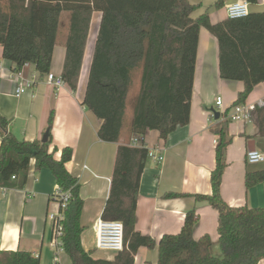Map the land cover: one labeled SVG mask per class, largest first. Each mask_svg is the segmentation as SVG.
Wrapping results in <instances>:
<instances>
[{"label":"trees","instance_id":"trees-1","mask_svg":"<svg viewBox=\"0 0 264 264\" xmlns=\"http://www.w3.org/2000/svg\"><path fill=\"white\" fill-rule=\"evenodd\" d=\"M217 0L216 6H224ZM250 4L257 0H247ZM198 6L189 0H0V46L16 74L33 64L41 75L51 72L53 55L64 13H69L64 82L76 92L95 13H101L93 62L83 106L102 121L99 139L120 143L131 107L130 136L157 131L166 142L171 133L190 123L200 30L205 27L219 43V71L222 79L240 81L245 90L235 105L246 104L251 92L264 83V11L241 18H227L214 24L208 12L194 19ZM133 102L130 106V100ZM264 102V101H263ZM234 105V106H235ZM231 110V109H230ZM228 110L213 128L216 137V167L210 194L171 193L167 198L193 196L208 202L218 212V249L208 235L193 236L199 223L196 209L189 210L178 234L165 235L158 244V264H258L264 259V208H234L221 195L227 166L226 150L233 142L229 134ZM219 117V118H220ZM259 135L264 137V106L257 109ZM54 114L48 122V143L18 140L9 130L10 122L0 114V187L22 189L29 169H48L62 191L71 199L61 211L64 232L62 247L72 264H135L141 247L155 249L157 242L137 230L140 184L149 160L145 146L120 145L102 214L104 220L124 223L125 247L114 260L96 259L86 251L81 235L84 202L80 181L70 174L73 148L59 152L53 145ZM15 177V178H14ZM264 182V169L248 172L246 186ZM0 264H42L27 251L0 254ZM55 264H58L55 263Z\"/></svg>","mask_w":264,"mask_h":264},{"label":"crops","instance_id":"crops-1","mask_svg":"<svg viewBox=\"0 0 264 264\" xmlns=\"http://www.w3.org/2000/svg\"><path fill=\"white\" fill-rule=\"evenodd\" d=\"M189 1L198 6L192 14L194 19L208 12L210 21L217 24L228 18L227 7L240 0H225L221 8L215 5L217 0ZM263 11L264 0L250 5V12ZM101 16V13H95L92 18L76 92L67 84L60 88L50 86L46 76L41 75L33 64L25 65L19 74L14 73L11 61L3 57V47L0 46V114L9 120V130L18 140L29 141L42 140L54 114L51 150L57 146L56 158L60 159L63 148H73L67 170L80 181L84 202L82 245L86 251L92 250L96 259L114 260L117 253L96 249L94 226L102 218L111 191L118 148L130 145L134 136L129 135L131 108L121 141L116 144L99 139L102 121L83 106ZM69 18L68 12L62 15L50 72L59 76L66 60ZM199 39L190 123L171 133L166 142L159 139V133L154 130L143 138L148 150L164 159L158 162L149 157L142 176L136 213L137 230L153 238L157 245L155 249L141 247L135 264H158V244L162 237L178 234L185 224L186 214L192 209H196L199 216L193 236L200 240L208 235L214 242L213 253L219 252L218 212L208 202L197 201L193 196L166 197L171 193L204 195L212 192L210 177L216 167L217 141L212 130L223 120V117L217 120L212 113L224 114L232 109L239 94L245 90L242 82L221 78L218 39L205 27L201 28ZM22 81H29L33 86L17 97L15 92ZM218 97L222 98L221 107L216 104ZM259 101H264V83L256 86L246 103L257 104ZM229 134L233 142L226 150L222 198L234 208H264V182L253 188L246 186L248 172L264 169V165L259 166L261 163L249 164L247 161L248 152L253 150L264 155V137L259 135L257 111L250 122L231 123ZM28 175L22 189L6 188L4 191L0 187V254L27 251L40 258L42 264H72L64 251L56 260L51 245L54 225L50 215L60 209L58 203L51 199L58 186L56 178L48 169L37 171L35 161H32ZM258 264H264V259Z\"/></svg>","mask_w":264,"mask_h":264},{"label":"built area","instance_id":"built-area-1","mask_svg":"<svg viewBox=\"0 0 264 264\" xmlns=\"http://www.w3.org/2000/svg\"><path fill=\"white\" fill-rule=\"evenodd\" d=\"M250 3L247 0H240L237 2H233L227 7V15L228 18H241L246 17L250 13ZM46 76V82L50 86L54 88H60L66 85L62 76L55 75L53 73H49ZM33 86V84L29 81L21 82L18 88L16 89L17 97H20L24 94V92ZM216 104L218 107L222 106V98L218 97ZM264 102L259 101L257 104H237L235 105L229 113V119L232 123L242 122L247 123L252 119V115L259 107H263ZM212 116H215V112L212 113ZM143 136H135L131 139L130 146L137 147L142 146L144 144ZM247 161L249 164H258L264 162V155L257 150H253L252 152H248ZM148 156L156 161H162L164 157L162 155H158L156 153L150 152ZM15 178V177H14ZM6 189L4 188V191ZM51 199L56 203H58L59 211L56 214H51L50 219L52 220L53 227V238H52V248L54 250V255L56 260L58 259V255L64 251L62 244L63 241L62 235L64 232L63 228V220L64 214L61 211V208H64L68 201L71 199V193L62 191L60 186L55 188V192L52 195ZM94 230H95V240H96V249L101 251H111L114 253L122 252L125 247V239H124V223L116 220H104L102 218L98 219L95 222Z\"/></svg>","mask_w":264,"mask_h":264},{"label":"water","instance_id":"water-1","mask_svg":"<svg viewBox=\"0 0 264 264\" xmlns=\"http://www.w3.org/2000/svg\"><path fill=\"white\" fill-rule=\"evenodd\" d=\"M214 112H215V118L218 120L219 117H220V112H217V111H214ZM41 141L44 142V143H48L47 142L48 141V133L44 134V136H43Z\"/></svg>","mask_w":264,"mask_h":264},{"label":"rangeland","instance_id":"rangeland-1","mask_svg":"<svg viewBox=\"0 0 264 264\" xmlns=\"http://www.w3.org/2000/svg\"><path fill=\"white\" fill-rule=\"evenodd\" d=\"M133 97H132V99L130 100V106H131V103L133 102ZM131 108V107H130ZM264 165V163H261V164H259V166H263ZM215 253V252H214ZM216 255H219L220 253L217 251V253H215Z\"/></svg>","mask_w":264,"mask_h":264}]
</instances>
